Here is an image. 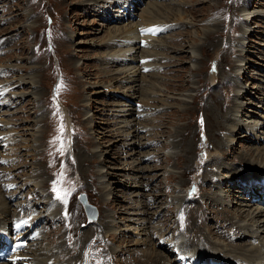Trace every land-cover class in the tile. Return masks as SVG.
Listing matches in <instances>:
<instances>
[{"label":"rangeland","instance_id":"rangeland-1","mask_svg":"<svg viewBox=\"0 0 264 264\" xmlns=\"http://www.w3.org/2000/svg\"><path fill=\"white\" fill-rule=\"evenodd\" d=\"M151 2L0 0V203L7 219L20 213L41 221L35 241H23L50 256L47 264H177L173 247L155 245L153 226L162 227L167 214L165 228L174 229L179 243L189 240L201 251L195 240H205L213 249L209 260L239 264L214 251L223 246L229 255L242 254L249 238L240 237L233 220H248L255 210L264 220L258 202L264 164L255 165L261 160L254 152L264 151V0ZM148 21L172 28L154 34L162 46L156 62L144 50L133 55L137 68L143 61L157 68L138 76L132 91L133 84L118 80L128 62L110 56L120 50L121 34ZM214 72L215 82L207 77ZM153 90L158 94L147 102ZM137 106L149 114L135 116ZM122 109L133 112V124L146 126L132 140L149 146L128 145ZM140 158L145 188L126 176ZM79 194L96 208L95 220L86 217ZM142 194L164 203L135 216ZM165 206L170 211L160 212ZM193 211L197 221L186 226ZM6 224L0 220L1 246ZM207 232L224 244H213Z\"/></svg>","mask_w":264,"mask_h":264},{"label":"bare ground","instance_id":"bare-ground-1","mask_svg":"<svg viewBox=\"0 0 264 264\" xmlns=\"http://www.w3.org/2000/svg\"><path fill=\"white\" fill-rule=\"evenodd\" d=\"M150 1H152L151 3H153V5L156 4V6H159L160 0H150ZM164 28L169 30V29L172 28V24L168 25L167 23H164V22H161V21H159V22L158 21L157 22L148 21V23H146V24L137 26L134 30H131L129 32L121 34L119 36V38L116 40L117 45L116 44L115 45L120 50L114 51V53L110 56V58H111V60L112 59L119 60L120 59V55L119 54H122L121 56H124V58H122V60H120V61L128 62V63L123 64V68L122 69H119V73L118 74H120L119 75L120 79H118V80H119V82L122 81V82L133 84L130 87V90L137 91V90H135L134 87H135V83H137L139 81V77L138 76H142V78H143V77H145V73H147L149 71L151 72V70H153V69L155 70L157 68L156 65H150V62L147 63L148 61H146L145 64L143 63L144 62L143 61L140 64V67L137 68L139 63H137L138 61H136L134 59L133 55L135 53H137L139 50H144L148 54L147 58H152L151 61H155L156 62L157 61V57L154 54L157 52V49L161 48L162 46H161V44H160V42L158 40L159 37L155 38L154 34H157V33L159 34L161 31L165 30ZM150 29L151 30H155L154 33L148 31ZM141 30H145L143 34H142ZM110 42H109V44H110ZM151 52H153V53H151ZM129 56H132V57H129ZM214 59L217 60V64L219 65L220 56H215ZM151 74L153 76V72H151ZM215 74L216 73L214 72L210 76H207L208 80L215 82V80L217 79ZM154 76H156V75H154ZM157 94L158 93H157L156 90H153L152 92H148L149 98L146 101L147 102L148 101L151 102V100H153L152 97L154 95H157ZM139 110H140V108L138 109V106H137V113H136L135 116H138V115H141V114L144 115V116H147L149 114V113H146V112H142L141 110H140L141 112H138ZM118 111L115 110V112H118ZM122 112H124V113L122 115H120V116L123 117V120H122L123 124H122V126L120 128H126L128 130V133L130 134L129 136H131V137H129V140H131V141H130V143L128 145H131V146L132 145L133 146L137 145L138 147H139V145L149 146L151 144V142H149V140H148V142H146L144 144H142L141 142L136 144L135 143L136 141L132 140L133 138H137L138 134L140 133L139 130L140 129H144V128L146 129V126L141 127V126H139L137 124H133L130 121V119L132 118V115H133L132 111L128 112L127 109H124V110L122 109ZM235 113H238V109H236ZM234 116H235L234 117L235 119H236V117H239L238 114H235ZM260 117L264 118V113H261ZM234 121L237 122V124H240V125L243 123L239 119L238 120L236 119ZM251 122H253V121H251ZM244 124L247 125L249 123H244ZM255 124H257V123L253 122L251 125L248 126L247 129L250 130L249 131L250 134L253 133V130L255 129ZM263 133L264 132H262V134ZM256 139H258V138L256 137ZM229 140L231 141V139H229ZM258 140H260V139H258ZM158 141L159 140H156V143ZM206 145H208V141H207ZM206 148H208V146ZM254 152L256 153L257 157L261 160L259 163H255V165L260 167L259 164L260 165L264 164V151H262L261 149L257 148V149H254ZM132 154H134V151H133ZM145 157H148V154L147 155L145 154ZM142 159L143 158H140L138 160V162H137V164L135 166V169L132 170L131 174H126V176H129V179L135 181L133 186H137V188H143L144 186H147V185H145V183L143 181V179L146 178V177L143 176V172L146 169L142 168V167H139V164L143 161ZM157 159H159V158H157ZM207 161L209 162L210 159H207L206 162ZM201 167L203 168L204 172L208 176V173H207V171H208L207 167L208 166L206 167V166L203 165ZM100 179L99 180H100V184H101V189L103 190V195L106 196L107 200H108V196L110 194L109 193L110 189H108L107 185L105 187V184H106L105 179H103V177H100ZM29 183H33L34 184V189L39 188L38 190H40V187L36 186V182L35 181L31 180ZM13 185H11V186H13ZM5 188H6V190L10 189L9 186H7ZM0 189H1V187H0ZM12 190H14V188ZM12 196H13V194H12ZM138 197H140V198L138 199V201L136 202L135 207H134L135 208V212H134L135 216H141V215L145 214V210L146 209L152 207L153 205H155L158 202H161V199L159 197H151V196L147 197L146 195H143V194H142V196L139 195ZM148 199H151V201L148 200ZM186 200L187 199H185L184 202H186ZM35 206H36L35 208H37V205H35ZM25 211H26L25 214H27V210H25ZM64 211H65V209H64ZM66 211H68V208H66ZM162 211L168 212L170 210L168 209L167 206H165L164 209H162L160 212H162ZM155 213H157V211ZM254 213H256V214H254ZM7 214H9L8 207L4 203L1 202L0 203V220L7 221V224H8V228L5 229L4 235H2V237H3L2 239H4L5 247H8V248L6 250H4L5 252L2 249L0 251V254L5 253L6 255L7 254L10 255V253H11L10 258L12 260V261H8V260L7 261H3L4 263H1V264H47L48 261L50 260V256L46 257L45 252H42V254H37L36 252L29 251L31 245H33V244H31V245H27L26 244L25 252L20 253L22 248H23V246L25 245V242H24L25 241V237H26L27 240L31 239L32 241H35L34 240L35 238L33 239L34 236H32L33 230L31 228V226H27L25 222L24 223H25L26 227L23 225L22 222L25 219L21 220V219H19L20 217L19 218L17 217V215H19L20 213H16V215H14L10 219L6 218ZM190 214L191 215H189V217L186 218V220L188 221L186 223V226L190 222V219L196 220L197 212L193 211V212H190ZM261 215H262V212L260 210H255V211H253L251 213V216H249L247 218L248 220L244 219V221H243L242 219H240L238 217H236L233 220V225L241 231V236L240 237L243 236L242 238H244V237L249 238L246 241L248 243V246L242 252V254L236 255V253L234 252L232 255H229L228 254V250H227L226 247L219 246L221 248V250L218 251L216 249L214 251V255H221V256H224L225 258H232V259H234V261H236L239 264H264V220L263 221L262 220L259 221V219H258V217L261 216ZM38 216H39L38 218H41V214H39ZM67 216L68 217H72L73 215L71 214L70 216L69 215H67ZM203 216H205L204 213H201V217H203ZM161 219L162 220H161V222L159 224L161 225L162 223H165V224H162L163 225L162 227H164V228H162L161 226L158 227V225H154L153 226V229L156 230L155 231L156 235L154 233V239L156 240V243H155L156 246L161 248V245H162V249H165L163 247V245L164 246L165 245L169 246V245H171V243H174L175 245L172 248L173 250L170 252L171 254L174 253L175 249H178L179 252H181L183 254H189L190 256L188 258L192 257L193 259H196V261H200V262L209 261V255H205V254L212 253L210 251H212L213 249L210 248L211 247L210 244H205L206 243L205 240H201L200 241V240H195L194 239L195 241H198V242L202 243L201 244L202 245V250L199 251L197 249L195 250V245L196 244H193L189 240H188L187 243H182V244L179 243V239L174 235V233H175L174 229H171L170 225L167 228H165V226L168 223H170V218L168 217V214L166 216L162 217ZM26 222H29V221H26ZM31 222H33V221H31ZM71 222H72V220H71ZM7 224H6V226H7ZM145 226H146L145 224L139 225V231L144 233L145 236H146L147 235V227H145ZM12 227H14V228L12 229ZM13 230H17L19 235H23V237L21 238V241H19V240H15L14 241L11 238ZM231 232H229V234L231 235L230 237H232V233ZM227 233H228V231H227ZM112 234H113V236H115V239H116L117 233H112ZM169 234H172V236L168 237ZM207 236H210L208 232H207ZM99 237H100V235L97 236L96 238H99ZM210 237H211L210 241L212 240V242H214L213 244H224L223 242L219 241L218 239H217V241H215L216 239H214L212 236H210ZM6 238H8L9 241ZM137 238H138L137 239L138 244L142 245L143 243H145V241H143L140 238V236L137 235ZM36 241H40V240H36ZM191 244H193L194 247H192ZM34 245L37 246V244H34ZM104 250L105 251H103V248H102V251L105 254H102V253L101 254H102L103 259H106L105 257L109 253L106 252V249H104ZM185 251H187L188 253H185ZM7 257H8V255H7ZM107 258H109L110 262L113 260L111 255H108ZM188 261H190V260H188ZM194 262H195V260H194ZM194 262H192L191 264H194ZM218 264H220V263H218Z\"/></svg>","mask_w":264,"mask_h":264},{"label":"water","instance_id":"water-1","mask_svg":"<svg viewBox=\"0 0 264 264\" xmlns=\"http://www.w3.org/2000/svg\"><path fill=\"white\" fill-rule=\"evenodd\" d=\"M80 198H81V200H82V202L84 204V208H85V211H86L87 215L89 216V215L95 214L96 210L91 208V206L86 203L85 196L83 194H81ZM94 217H95L94 219H96V214H95Z\"/></svg>","mask_w":264,"mask_h":264},{"label":"snow or ice","instance_id":"snow-or-ice-1","mask_svg":"<svg viewBox=\"0 0 264 264\" xmlns=\"http://www.w3.org/2000/svg\"><path fill=\"white\" fill-rule=\"evenodd\" d=\"M141 31H142V34H143L145 30H141ZM148 31L154 33L155 30H151V29H150V30H148ZM58 87H59V86H58ZM53 191H57V190H56L55 188H53ZM65 195H67V194H65ZM57 196H58V198H61V197L59 196V193H57Z\"/></svg>","mask_w":264,"mask_h":264}]
</instances>
